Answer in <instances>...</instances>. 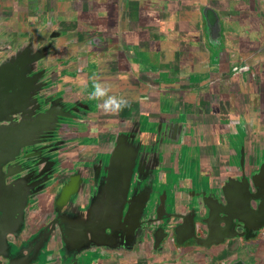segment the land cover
Segmentation results:
<instances>
[{
  "label": "crops",
  "instance_id": "0c3cea01",
  "mask_svg": "<svg viewBox=\"0 0 264 264\" xmlns=\"http://www.w3.org/2000/svg\"><path fill=\"white\" fill-rule=\"evenodd\" d=\"M176 5L177 10L169 11ZM202 6L213 8L219 17L239 16L235 23L227 21L224 29L237 39L219 47L196 41ZM163 14L172 16L162 19ZM51 33L59 35L53 38L56 53L51 57L64 65L78 61L76 69L66 70L76 77L73 81L88 107L101 103L89 99L99 81L110 88L109 95L128 102L127 110L133 105L146 113L161 111L162 120L176 113L185 120V132L189 123L198 127V135H190V140L192 145L203 142L192 158H199V165L190 163L191 157L184 160L196 170L197 191L207 172L203 164H210L211 171H224L222 163L232 158L206 125L210 118L217 119L208 114L213 108L219 122L233 124L228 130L233 140L237 129L245 133V148L264 138L255 135L264 129V0H162L161 5L159 0H0V40L9 51L30 39L47 42ZM236 66L240 73L233 70ZM232 70L235 73H229ZM208 180L217 186L212 175ZM258 223H263L261 217L247 219L244 231L237 228L244 238L224 239L226 231H212L203 239L209 237L212 245L188 243L172 258L153 255L138 263L128 251L123 257L88 264H264V228L256 232Z\"/></svg>",
  "mask_w": 264,
  "mask_h": 264
},
{
  "label": "flooded vegetation",
  "instance_id": "af4514ba",
  "mask_svg": "<svg viewBox=\"0 0 264 264\" xmlns=\"http://www.w3.org/2000/svg\"><path fill=\"white\" fill-rule=\"evenodd\" d=\"M218 44L220 45L222 42H218ZM9 49L10 47L7 46L6 50L9 51ZM2 55L0 65L6 61V55L4 53ZM49 58L47 57V64H54L56 68L58 65H64L61 62L57 63L54 59L49 60V63ZM27 60H29L28 56L20 59L21 63L23 62L22 72L16 69L18 73L15 71L13 78H9L12 76L11 74L0 78V106L5 103L9 105L17 100L16 92H20H18L19 87L28 88V83L31 82L29 76L34 79L42 75L41 70L44 68L45 63L38 62V68H36L32 64L27 65ZM16 65L18 66V64ZM33 67L36 69L34 72L28 73L27 71L25 73L28 69L32 71ZM50 67L47 66V70L40 80V83L44 84L42 92H47L52 83L48 70ZM223 67L224 65L220 64V70H223ZM235 69L233 68V70ZM7 87H12L15 96L5 97L4 89ZM32 88L30 92H32ZM33 98L40 100L37 94L33 95ZM51 102H54V100ZM35 106L36 103L33 102L31 105L32 110ZM20 109L19 106H16L15 110ZM135 110L133 105H130V109L127 110L124 107L117 115H110L105 114L98 106H94L93 110L88 108V111L85 112L86 115L93 118L96 123L94 126L95 132L87 131L83 134V137H88L89 148L95 146L98 141H95V138L93 139L94 134L100 131L103 132L102 135L104 134V136L102 141H98L102 143H100L98 149L95 148L96 153H89L71 160L76 166L74 169L71 168L73 169L70 174L71 182L68 183L69 178L67 176L60 179L55 178L59 167L57 165L67 157L61 153L62 148L56 146V148L52 147L53 153L51 155H54V157L45 161L40 170H34L27 175L24 192L20 188L23 187L22 182L18 181L16 183V200L7 199L2 200V203H0L7 208L6 213H0V264H68V255L71 252L77 248L81 251L82 247L88 246L92 241L102 244L105 247L104 250L107 251L112 247L125 253L129 251L135 256L136 262L146 263L147 256L157 255L158 257L172 258L173 252L178 253L180 248L182 249L184 245L193 241V239L188 241L187 238L189 237H198L196 241L207 237L208 225L204 228V231L201 228L197 230V222L195 224L190 216L184 220V225L179 228V244L172 232L178 224L167 227L166 229L169 230L164 233L158 231L156 235H154L155 229H152L153 225L146 229L147 221L155 220L156 216L175 222L177 216H168L173 212L171 207L176 206L181 208L178 211L184 212V210L188 211V206L193 204L195 197L194 192H191V187H194L195 184L193 178L196 170L193 171L191 167H188L184 160L189 156L187 150L194 145H192L188 132H185L175 122L163 119L162 121L166 126L164 131L160 133L159 127L153 125L155 117L142 110ZM41 111H44L43 107ZM4 112L0 107L2 117H4ZM60 113L62 117H59L57 127L49 134H59L63 124L64 127L68 128L70 127L68 121L75 122L76 116L66 108L61 107ZM20 114L23 118L22 125L19 126L21 130L19 132L15 131V134L18 138L20 137L16 140L23 144L31 141V138L25 137L27 133L25 129H27V123L31 122L32 124V121L31 118H28L27 113ZM14 120H16V117ZM47 125V123L44 126L42 124L40 127ZM36 128L34 127L30 132H38L39 129ZM146 132H151L148 138L145 135ZM46 134L42 133L39 137H45ZM117 138L122 140L121 144L126 152L123 151L117 162L109 163ZM257 139L258 141L255 140L254 143L250 144V147L245 148L243 145V156L240 160L242 167L241 170L235 169L237 175L239 171L241 172L243 180L240 183L235 179V184L229 187L225 194V197L232 204L237 205L243 200L247 201V204L254 209L259 205L264 206V138L259 137ZM79 140L81 143L84 138ZM52 143H59V140L55 139ZM75 146L76 144L73 143L70 148H75ZM240 148L239 146L238 149L240 150ZM9 156L0 149V163ZM20 158L17 157L14 163H22ZM189 161L198 166L200 160L199 158H196V160L190 158ZM186 166L187 170L184 171ZM19 169V166H14L10 172ZM205 169L209 173H224L222 170L211 171L209 167ZM45 171L46 174L48 173V177L44 174ZM231 177L234 176L231 175ZM198 185L199 187H218L213 183ZM37 187L41 188L33 193ZM161 187L172 188L170 190L164 188L160 192L158 190ZM196 187L198 186L196 185ZM238 187H242V193ZM211 189L209 191L211 194L213 192L217 194L216 189ZM31 193L32 197L29 196ZM23 195L28 196L26 202ZM150 196L152 198L146 201L145 206L144 199ZM190 196H192L191 200L189 199ZM219 198L226 205L223 194H220ZM33 201H36V205L30 206ZM151 201L153 202L152 210L154 212L159 201L158 214L151 212L152 217L149 215L144 217L150 209ZM63 204L67 206L65 213L63 212L65 209L62 206ZM125 204L130 207L127 217L119 211L120 207ZM22 208L23 211L21 212ZM259 215L264 221V214ZM139 217H141L140 220ZM141 221H143V224L139 223ZM163 224V221H160L156 228H164ZM104 227L108 228L106 233ZM52 228H54L52 236L47 241V233ZM211 228L214 231L212 226ZM109 230L112 232H109ZM15 231L16 234H10ZM89 235L93 238L87 239ZM42 242H46V245L41 250L39 259L35 260V254ZM181 242H184V245H180ZM197 245L200 244L196 243ZM97 249L98 247H87V249L82 250L77 256L80 264L93 263L88 254L94 253ZM134 249L137 252L134 253ZM104 250L100 248L99 253L106 252ZM52 253H56L57 257ZM110 258L111 256L108 259Z\"/></svg>",
  "mask_w": 264,
  "mask_h": 264
},
{
  "label": "water",
  "instance_id": "95a60500",
  "mask_svg": "<svg viewBox=\"0 0 264 264\" xmlns=\"http://www.w3.org/2000/svg\"><path fill=\"white\" fill-rule=\"evenodd\" d=\"M200 16L202 19V26L204 27V33L207 37L205 40L207 45L212 46V41H214L216 42L215 44L213 43L215 47L218 46L219 44L216 39H218L221 36L219 35L220 31L217 28H215V25L217 27L216 21L218 20L217 12L211 7L202 6L200 8ZM54 34L55 33H51L48 36L49 41L47 42H43V41L41 42L38 40L37 41L28 40L24 42L23 44H21L20 46H18L17 49L15 48L10 51L6 50L5 40L4 39L0 40V57L3 53L6 55L5 63L0 65V78H3L4 75L7 76L10 74L12 76L9 78H13L15 71L16 73H18L19 70L22 72L23 62L21 63L20 59L24 57L28 56L29 60L26 61L27 65L32 64L36 68H38V62L45 63V65H43L44 68L41 70L42 75L39 78L32 79V77L29 76V79L31 80V82L28 83V88L24 89L23 87H19L18 88L19 90L18 89L17 90L18 92L19 91L20 92L17 93L15 91L17 94L16 95L17 100L15 102H12L9 105H7L8 103H5L3 104V106H0L1 109L5 111L4 117L0 115V149L5 151L6 154L10 155L9 157H7L5 161L0 163V166H1L0 203H2L1 202L2 200L4 201L7 199L16 200L17 187H15V185L16 183H18V181L22 182L23 187H20V188L23 189V192L25 191L26 189L25 185L27 183L25 178L27 177V175L32 173L34 170H37V171L40 170V167L44 164L45 161H47L49 158L54 157V155L53 156L51 155L53 153L52 147H55V148L56 146L61 147L62 148L61 153L63 154V156H67L64 160H61L60 163L57 165V167L58 166L59 167L56 171L55 178L60 179L63 176H67L69 178V181H68L69 183L71 182L70 174L73 172V169L76 168V166H74L71 160L77 159L79 158V156L83 157L82 155H86L89 153L91 154H94V152L96 153L95 148L98 149V146L100 145V143H102V142H98V141H102L101 138H103L104 136V134L102 135L103 132H100V131L98 133L96 132L97 134H94L93 139L95 138V141L97 140L98 141L95 143V146H91L90 148H89L90 142H88V137H83L84 132H87V131L95 132L96 131L94 129V126L96 123L94 122L93 118H89L88 115H86L85 113L86 111H88V108L93 110L94 105L92 104L90 107H88L81 100L80 92L76 88V82L73 81V80H76V77L68 76L67 74L70 70L74 68L76 69L78 61L75 60V61H72V63L66 64L63 66L58 65L57 68L54 64L51 65V64H47L46 62L47 57H50L48 59V62H49V60L53 59L51 55L56 52V50L53 48V44H55V42L53 41L54 40L53 38L59 35H54ZM211 38H216V39L212 40ZM16 64H18V66ZM47 66L48 67L51 66L50 68H48V70L51 75L52 83H51L50 89L47 92H42L44 84L40 83V80L45 74L47 70ZM34 67L32 71L31 70L29 71L28 69L25 71V73H27V71L28 73L34 72L36 70ZM66 69H69V71H67ZM249 71L252 74V71L251 70ZM30 85H32L33 88ZM31 88H32L31 90L32 92H30ZM4 90H5V97L10 98L11 96H15L14 91H12V87H7ZM35 94L39 96L40 100H35L33 98V95ZM52 100H54V102H51ZM33 102L36 103V106L32 110L33 106L31 107V105L33 104ZM16 106H19L21 109L16 111L15 110ZM42 107L44 108V111H41ZM61 107L66 108L69 112H71L73 115L76 116L75 122L72 120L68 121L69 122L68 125L70 126L68 128L64 127V124H63V126L60 128L59 134H49L53 132L55 128L57 127L59 117H62L60 113ZM160 112L158 113L149 112V114L152 115V117H155V120H154L155 122H153V125L159 127L160 129L159 131L161 133L164 131L166 124L164 123V121H162V118L160 117V114H161ZM20 113H23V114L27 113L29 115L28 118H31V121H32V124L31 122H28L27 125L25 124L27 128L25 129L27 130L25 137L29 139L31 138V141L28 143H23V144H21L19 140H16V139H19L20 137L18 138L17 134H15V131L19 132V130H21L19 129L20 128L19 126L22 125L23 118L21 117ZM15 117L17 121L14 120ZM218 118L219 117H217L216 120L214 119L212 120L210 118L206 125L210 126V130L212 129L210 133L214 135L216 139H218L216 141L219 142L222 148L225 149L224 153L227 152L226 154L227 155L230 154L232 158L230 160H225V162L222 163L224 173L206 172L203 174V177H202V179L204 178L203 184L205 185L211 183L208 180L211 175L215 179V183L218 180L217 181L218 187L213 188L217 190L218 196L214 192L213 194L209 192L210 190H212L210 189V187H201L197 191L196 190V180H195L194 187H192V190H191V192H194L195 199L192 205L190 206L187 205L189 208L188 211L184 210V212H180L178 210H180L181 208H177L176 206H173L171 207L173 212L172 214H168V216H174V215L175 217L177 216V220L175 222L167 221L163 219V217H160V216H156L155 220L152 219V220L147 221L146 229L147 228L149 229L153 225L152 229L153 228L155 229L154 235H156L158 231H161L164 233L166 230H169V229H166L167 227L173 226V225L175 226L176 224H178L177 227H175V229H173L172 232L175 235L176 242L179 244L178 242L179 228H181L184 225V222H185L184 220H186V218L190 216V218L194 220L195 224L197 222V225H196L197 230L201 228L204 231V228H206V226L208 225V229H209L208 236L212 233L210 232L212 231V228H211L212 226L214 231H216L219 234L224 233V231L227 232L228 235H225L224 239L225 238L233 239L236 237L244 238L243 232L238 233L237 228H242L243 231L246 230L245 227H246L247 219H253V218L256 219V218H259L260 216L259 214H261V216L264 214V206L262 205H259L256 209H254L250 207L249 204H247V201L241 200L236 205V204H232V202L228 201V199L225 197L226 191H228L229 187L235 184V179L240 183L243 180L240 171L237 175L236 174L237 171L230 172L228 170L232 166H234L235 169L238 168L241 170L242 163L240 160L243 156V152H242V147H243L242 141L243 140L242 139L243 137H245V133L240 132L239 129H237V135H235V138L236 136L238 137L235 140H233V136L230 133H228L229 128H233V124L230 123L231 121L229 120L227 122L221 123L219 122L220 118L219 119ZM166 120L175 122L176 124L180 125L185 131V127L182 125V123L185 124V120L182 117L178 116L176 113H169ZM46 123L48 124L47 126L42 127V128L40 127L42 124L44 126V124ZM206 125H205L204 119L202 118L200 120V126L202 128L204 127L205 129ZM34 127L35 128L38 127L39 129L38 132L36 133L30 132L32 129H34ZM187 128H188L187 130H188L189 138L191 137L190 135H195V134H196L195 136L198 135L199 131H196L198 129L197 126H193L192 123H189ZM204 129L201 131L202 136L205 134ZM213 129H216V130L213 131ZM42 133L43 134L47 133V134L45 137L40 138L39 136ZM149 134H151V132L145 133L147 138L150 136ZM255 135L257 137L264 136V129L263 130L259 129L258 131L255 132ZM80 138H84L83 142L81 143L79 140ZM55 139H58L59 143H52L54 142ZM121 142L122 140L117 138L115 147L111 154V158L109 159V163L117 162L118 158L123 154V151L126 152V149H123ZM73 143L76 144L75 148H70V145ZM200 143L202 144L203 142L196 141L194 143L195 145L192 148L187 150L188 155H189L188 157L194 158V155L196 156L195 149L196 147L200 146ZM226 144H228V148H225ZM239 146L241 147L240 150L238 149ZM92 149H94V151H92ZM54 151H56V149H54ZM17 157H21L20 162L22 163H14ZM96 157H98V155H96ZM203 165L210 168V164L208 165L203 164ZM14 166H19L20 169L15 172H10L11 168H13ZM72 167L73 169H71ZM44 174L48 177V173L46 174V171L44 172ZM231 175H233L234 177H231ZM39 181L40 180L38 179V182ZM38 188L40 189L41 187H37L33 193H35L36 190H38ZM156 188L158 189V187ZM164 188L170 190L172 187H161L159 188L158 191L162 192ZM238 189H240L242 193V187H238ZM158 191H156V193H158ZM220 194H223L224 199L226 201V205H224L221 202V199L219 198ZM154 195L156 198H158L156 194ZM29 196L32 197V193L29 194ZM27 198L28 196H25V202ZM151 198L152 196L144 199L145 206H146V201ZM189 199L191 200L192 196H190ZM150 203L152 205L150 204V209L145 213L144 217L148 215L152 217L150 215L151 212L158 214L157 209L159 208V201L157 203L158 206L155 212L152 210L153 202L151 201ZM33 205H36V201H33L30 203V206H33ZM64 205L65 204H63L62 206ZM24 206H25V203L23 204L22 207L24 208ZM23 208L20 210L21 212L23 211ZM64 208L65 209L63 212L65 213L67 206H64ZM119 211L123 216L127 217L130 212V207L127 204H125L124 206L122 205ZM6 212H7V208L0 204V213L4 214ZM140 219L141 217H139V220ZM180 220L181 222L179 223ZM160 221H163L164 228L160 227L159 229H157L156 227L158 226V223H160ZM139 223L143 224V221ZM191 225L193 226L194 224H191ZM263 228H264V221L262 225L260 224L255 229V231L256 230L259 231ZM53 229L54 228L48 231L47 238H46L47 241L52 236ZM152 229H150L151 232H153ZM228 229L230 231H228ZM107 230L108 228L104 227L105 233L107 232ZM109 232H112V231L109 230ZM192 232L194 231L192 230ZM228 232H231V233H228ZM16 233L17 232L15 231L10 234L13 235ZM88 238L92 239L93 237L89 235L87 236V239ZM196 238H190V237L187 238L188 241L193 239L194 242L193 241L189 242V244L193 247L196 243L203 245L202 242H204V245H205L204 247H208L209 245H212V241L210 240L209 237L206 240H200V241H196ZM220 238L221 237H218L217 241H219ZM155 240H156V236H155ZM45 243L46 242L41 243L39 249L37 250L35 254V257H34L35 260L39 259L40 254H41L40 252L46 245ZM180 245H184V242H181ZM87 247L88 248L98 247L97 251H95L94 253L88 254V256L91 257L92 262H95L98 259L102 261V260L108 259L110 256H113V257L117 256L118 258L124 256V251L121 252L117 248H114V247L110 248V250L108 251L104 250L105 247H103L102 244L96 241L90 242L88 246H84L81 249L85 250L87 249ZM100 248H102L106 252L99 253ZM81 251H79V248H77L73 252H71L68 255V258H69L68 264H80V260L77 259V256Z\"/></svg>",
  "mask_w": 264,
  "mask_h": 264
},
{
  "label": "rangeland",
  "instance_id": "374dc122",
  "mask_svg": "<svg viewBox=\"0 0 264 264\" xmlns=\"http://www.w3.org/2000/svg\"><path fill=\"white\" fill-rule=\"evenodd\" d=\"M161 1L162 0H159V3H160V5H161ZM222 3H223V1H222ZM175 5V4H174ZM171 8V9H170ZM177 8H178V6L176 5V6H169V11H172L173 9H175V10H177ZM170 16H172V15H169V16H165L164 14L162 15V19L163 18H166V17H170ZM199 18H200V16H198ZM198 17L196 16V19H198ZM218 20L216 21L217 22V27H216V25H215V28H217L220 32H219V35L221 36V37H219L218 39H216V38H211L212 40H217L218 42H222L223 44H229V42L228 41H230V39H231V41H232V39H237L236 38V35H234L233 37H231V36H229L227 33H226V31L224 30L225 29V23L227 24V21H229V23L230 22H233V23H235L236 21L235 20H239L240 19V17L238 16L237 18L236 17H234L233 15L232 16H222V17H219L218 16V18H217ZM224 20V21H223ZM199 23V22H198ZM228 23V24H229ZM231 25V24H230ZM234 24H232L231 25V27L232 28H235L234 26H233ZM196 26H197V21H196ZM175 27H177V26H175ZM175 27H173V28H175ZM199 27V28H198ZM198 27H197V29H196V41L197 40H200L201 41V43L203 42V40H206V35H205V33H204V27L201 25L200 26V24H198ZM230 27V28H231ZM189 28V27H188ZM211 28V27H210ZM176 29V28H175ZM189 32V31H188ZM187 32V33H188ZM189 33H192V31H190ZM246 34V36H249V38L251 39V38H253V35H248V33H245ZM208 35V34H207ZM227 36L229 37V39L227 38ZM241 37V36H240ZM205 38V39H204ZM33 39H30V41H32ZM42 40V39H41ZM42 42V41H41ZM213 43H216V42H214V41H212V44ZM207 44V43H206ZM211 45V44H210ZM203 46V45H202ZM209 47H213V46H209ZM16 49L18 48V46L17 47H15ZM54 48V47H53ZM53 48H51V49H53ZM58 48V47H57ZM56 50V49H55ZM65 50V49H64ZM56 53V52H55ZM52 56V55H51ZM239 59H241V58H239ZM236 68H237V66H236ZM235 71H237L238 73H240V68H237V70L235 69ZM235 71H233L232 70V72H229V73H235ZM213 106H215V105H213ZM208 114L210 115V117H213V118H216V117H218L219 115L215 112V110H214V108L211 110V112H208ZM94 248H96V247H94Z\"/></svg>",
  "mask_w": 264,
  "mask_h": 264
},
{
  "label": "clouds",
  "instance_id": "9594fccd",
  "mask_svg": "<svg viewBox=\"0 0 264 264\" xmlns=\"http://www.w3.org/2000/svg\"><path fill=\"white\" fill-rule=\"evenodd\" d=\"M110 88L97 81L93 84V89L89 93V99L101 101L98 105L105 114L117 115L124 107L127 101L123 97L109 95Z\"/></svg>",
  "mask_w": 264,
  "mask_h": 264
}]
</instances>
